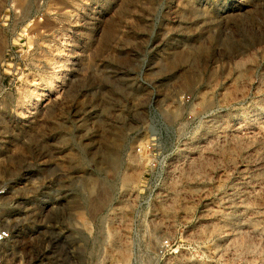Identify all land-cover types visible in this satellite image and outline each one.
<instances>
[{
  "label": "rangeland",
  "instance_id": "374dc122",
  "mask_svg": "<svg viewBox=\"0 0 264 264\" xmlns=\"http://www.w3.org/2000/svg\"><path fill=\"white\" fill-rule=\"evenodd\" d=\"M4 181L0 264H264V0H0Z\"/></svg>",
  "mask_w": 264,
  "mask_h": 264
},
{
  "label": "built area",
  "instance_id": "2783aa9c",
  "mask_svg": "<svg viewBox=\"0 0 264 264\" xmlns=\"http://www.w3.org/2000/svg\"><path fill=\"white\" fill-rule=\"evenodd\" d=\"M9 189L10 184H8L6 181H4L0 186V214L2 205L9 195ZM11 237L12 235L10 231L0 226V251L11 240ZM161 246L162 250H164L165 252H173V246L171 245L169 240L163 241Z\"/></svg>",
  "mask_w": 264,
  "mask_h": 264
},
{
  "label": "bare ground",
  "instance_id": "6f19581e",
  "mask_svg": "<svg viewBox=\"0 0 264 264\" xmlns=\"http://www.w3.org/2000/svg\"><path fill=\"white\" fill-rule=\"evenodd\" d=\"M52 88H53V87H51V86H50V89H52ZM110 158H112V159H113V157H112V156H110Z\"/></svg>",
  "mask_w": 264,
  "mask_h": 264
}]
</instances>
